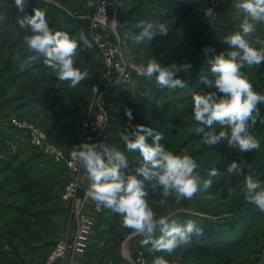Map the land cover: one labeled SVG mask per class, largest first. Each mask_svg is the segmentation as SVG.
Wrapping results in <instances>:
<instances>
[{"label":"rangeland","instance_id":"374dc122","mask_svg":"<svg viewBox=\"0 0 264 264\" xmlns=\"http://www.w3.org/2000/svg\"><path fill=\"white\" fill-rule=\"evenodd\" d=\"M33 1L29 0V14L34 8ZM37 1L40 3L37 2L36 8L45 12L52 29L62 17L68 16L74 22H84L88 32L89 17L101 0H95L93 8L87 7L88 0ZM110 1L113 9L108 13L104 34L110 42L116 43L125 61L146 66L154 58L161 66L175 63L177 68L184 63L192 64L188 72L181 69L177 73L188 87L168 89L157 99L158 104L170 99L180 106L179 99L175 98L193 101L196 94L215 91L202 83L201 77L212 78L209 61L231 50L223 42L222 34L241 30L239 25L245 14L235 7L239 0H169L165 5L153 0ZM9 4H13V0H0V264H43L57 238L73 229L75 209L80 204L95 218L90 248L83 264L118 261L128 255L134 258L139 252L146 264H153L156 257H163L168 264H264V212L248 203L243 195L246 175H253L264 187V123L261 122L264 104L258 105L260 117L250 127L260 147L247 153L228 148L226 142L215 146L205 144L202 134L194 131L199 125L193 112L182 117L176 125L161 124L152 112L129 121L121 106L135 98L126 93L125 86L118 84L113 71L104 69L101 54L90 40V49L78 41L74 66L82 71L87 69L89 77L75 88L68 81H59L43 64L42 58L22 71L21 65L32 53L23 40L15 42L19 30L8 18ZM169 4L173 8H190L189 15L177 27H174L176 19L167 8ZM114 17L126 28L114 31L110 27ZM141 20L155 25L164 23L169 32L167 35L158 33L150 42L136 44L132 35L138 34L140 29L134 25ZM83 30L79 27L72 36L78 39ZM256 38L264 40V24L257 26L251 42ZM204 49L210 50L205 53ZM242 71L254 91L264 95V65L245 66ZM142 79L147 78L134 76L127 89L132 92ZM101 110L106 113L102 130L106 146L126 155L129 172L140 166L142 158L139 152L127 150L122 134L138 124L161 132L164 139L159 143L168 151L177 155L186 151L192 156L198 165L194 174L201 180L208 178L207 170L212 167L219 170L221 175L212 177V186L201 189L191 200L184 199L177 204L173 194L161 205L159 201L163 197L159 188L156 191L149 188L146 199L157 219L167 217L169 222L176 220L179 224L193 220L197 226H208L228 236L230 243L226 244L233 247L222 258L201 249L202 246H215L216 242L194 235L190 244L172 254L150 251L151 245L141 246L142 236L122 226L120 215L102 205L96 208V203L85 196L89 186L86 171L78 164L73 173L67 168V162L72 160V148L82 143L81 124L95 118ZM11 117L38 129L51 150L58 152L59 159L33 145L27 128L12 126ZM216 130H220L219 126ZM147 142L154 146L151 137ZM232 161L243 167L244 175L227 172ZM5 163L10 164L6 170ZM71 177L78 180L79 188L74 199L66 200L62 194ZM160 234L157 229L156 237Z\"/></svg>","mask_w":264,"mask_h":264},{"label":"clouds","instance_id":"9594fccd","mask_svg":"<svg viewBox=\"0 0 264 264\" xmlns=\"http://www.w3.org/2000/svg\"><path fill=\"white\" fill-rule=\"evenodd\" d=\"M13 6L18 13L23 14L19 15V26L30 32L23 37V43L32 55L21 65L22 71L26 66L39 63L42 58L43 64L52 70L56 78L70 82L72 88L89 77L87 69L82 71L74 66L78 56V41L86 49L92 47L83 32L77 39L65 31H54L44 11L33 8V14L27 12L29 0H13L9 7ZM87 7H96L95 0H88ZM235 7L245 14L239 25L241 30L223 38V42L231 49L227 51V55L222 52L209 61L210 74L214 79L201 77L202 83L209 88L215 87L216 91L193 96L194 120L199 125L194 131L202 134L204 143L209 146L226 142L228 148L247 153L260 147V142L250 132V127L260 117L258 105L264 104V95L254 91L242 69L245 66L264 65V40L256 38L251 42L257 26L264 24V0H239ZM110 27L115 31L125 25L114 17ZM134 27L140 29L138 34L132 35L136 44L150 42L158 33L167 35L169 32L164 23L155 25L141 20ZM256 44L261 47L256 48ZM209 50L204 49L205 53ZM191 68L190 62L177 68L175 63L161 66L152 58L146 66L138 69V74L149 80L154 78L162 89L186 88L188 83L178 78L177 73L181 69L188 72ZM126 116L131 121V110H126ZM261 122L264 123V120ZM216 126H219V131ZM148 137L152 138L154 146L147 142ZM122 139L129 152H139L142 158L140 166L131 172L128 171L126 155L103 143L82 142L72 148V161L86 171L89 181L85 196L120 215L125 229L143 237L140 241L142 247L151 245L150 251L172 254L176 249L190 244L193 235H202L203 230L193 220L181 225L176 220L169 222L167 217L157 219L146 199L149 188L152 191L162 189L163 198L159 201L161 205L173 194L179 204L181 200L193 199L201 189H209L213 183L212 177L221 173L216 167H212L207 170L208 178L201 180L194 174L198 165L192 156L186 151L179 155L168 151L159 143L164 139L162 133L145 125L133 126L131 131L122 134ZM227 172L244 175L243 167L236 161L230 163ZM243 195L248 203L264 212V187L251 174L245 176ZM157 229L161 233L158 238ZM153 264L168 262L163 257H156Z\"/></svg>","mask_w":264,"mask_h":264},{"label":"built area","instance_id":"2783aa9c","mask_svg":"<svg viewBox=\"0 0 264 264\" xmlns=\"http://www.w3.org/2000/svg\"><path fill=\"white\" fill-rule=\"evenodd\" d=\"M112 9L113 3L110 0H101L98 3L95 12L89 17L87 27L88 37L99 50L104 69L107 72L113 71V76L116 77L118 84L127 87L132 83L134 76H140L138 69L141 66L125 61L116 43L114 41L110 42L105 36L104 28L107 22V16ZM105 119L106 113L104 110H101L95 115V118L84 121L79 129L82 142L103 143L106 145V140L102 133ZM9 121L14 127L27 128L30 141L33 145L40 147L45 153L51 154L57 160L59 159L58 152L51 150L44 135L38 129L21 123L14 117H11ZM67 168L75 173L78 164L70 160L67 162ZM78 188V180L71 177L63 191L62 197L66 200L74 199ZM98 206L95 204L96 208ZM94 226L95 218L85 212L80 204L75 209V224L73 229L57 238L53 248L44 258L43 264H83L85 260L84 256L92 240ZM100 264L146 263L143 261L141 253L139 252L134 258L127 256L118 261L115 260Z\"/></svg>","mask_w":264,"mask_h":264},{"label":"trees","instance_id":"16d2710c","mask_svg":"<svg viewBox=\"0 0 264 264\" xmlns=\"http://www.w3.org/2000/svg\"><path fill=\"white\" fill-rule=\"evenodd\" d=\"M155 3L160 4V5H165L166 3L169 2V0H153ZM37 2L40 3L39 1L35 0L32 2V5L34 8H36ZM169 10L172 12L173 17L176 19V24L174 27H177L180 25L183 20L189 15L190 13V8H173L171 4L167 6ZM39 9V8H38ZM17 8L16 7H8L7 13H8V18L11 22L16 24L18 27L19 33L15 35V42L16 41H21L23 40V37L25 35H29L30 32L26 31L25 29H22L19 26L18 19L19 15L17 13ZM30 14H33L32 12ZM81 27L84 28L83 33L88 37V32L85 29V24L82 21H76L70 20L68 16H64L61 18V20L56 24V27L53 29L54 31L60 30V31H65L69 33L71 36L74 35L77 31V29ZM223 38L228 36L227 34L223 33ZM81 43V42H79ZM35 64H32L34 66ZM209 79H214L209 78ZM128 87V86H127ZM126 88V93L130 96H133L135 98L134 101L130 102H124L121 106L122 113L123 115L129 119L126 116V110H131L132 112V119H137L140 118L150 112H152L157 120L164 125L171 124V125H176L179 123V120L182 117H188L190 114L193 112V101H186L183 97L180 98H175L179 99L181 105L177 106L175 100H164L162 103L158 104L157 99L159 97H162L165 95L168 89H162L160 88L156 82L155 79H142L141 81L138 82V86L135 90L131 92V90ZM214 90L216 91L215 87H213ZM140 90V92H139ZM142 91V92H141ZM10 166L9 163H5V170L8 169ZM188 221V220H187ZM186 221V222H187ZM186 222L182 221V224H185ZM242 222H244V219H242ZM234 223L232 222V225ZM198 228H201L203 230L202 235H194V236H199L207 241H212L213 243L216 242L215 246L213 245L212 247L209 246H202V250H205L206 252L209 251L210 253H213L215 257L222 258L224 253L231 249L233 246L230 244H226V242L229 241L228 236H224L220 234L219 232L213 230L211 227L208 226H197ZM160 233V232H159ZM230 243V242H228ZM228 245V246H227ZM230 245V246H229ZM90 248V245L88 249Z\"/></svg>","mask_w":264,"mask_h":264},{"label":"crops","instance_id":"0c3cea01","mask_svg":"<svg viewBox=\"0 0 264 264\" xmlns=\"http://www.w3.org/2000/svg\"><path fill=\"white\" fill-rule=\"evenodd\" d=\"M116 240H118L117 238H116ZM129 256V255H128Z\"/></svg>","mask_w":264,"mask_h":264}]
</instances>
